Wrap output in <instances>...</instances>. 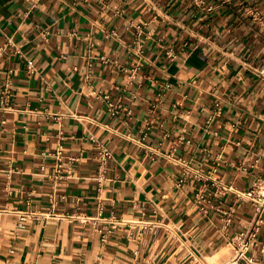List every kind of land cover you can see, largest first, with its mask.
Instances as JSON below:
<instances>
[{"label":"crops","instance_id":"obj_1","mask_svg":"<svg viewBox=\"0 0 264 264\" xmlns=\"http://www.w3.org/2000/svg\"><path fill=\"white\" fill-rule=\"evenodd\" d=\"M251 8L264 20V0H0V264H264V223L255 262L230 260L253 206L212 179L264 178Z\"/></svg>","mask_w":264,"mask_h":264},{"label":"built area","instance_id":"obj_2","mask_svg":"<svg viewBox=\"0 0 264 264\" xmlns=\"http://www.w3.org/2000/svg\"><path fill=\"white\" fill-rule=\"evenodd\" d=\"M249 12L252 14L253 18L258 21L264 23L263 16L260 11L255 8H251ZM116 34V32H113ZM166 54L170 58L176 57L174 51L169 48L166 50ZM27 69L32 72L35 69L34 61L32 58H27ZM259 73L264 75V66L259 68ZM102 98L106 101L108 110L111 114H117L121 107L120 101H114L111 99L109 94H102ZM1 102L6 104L9 101V92L6 89H3L1 92ZM219 112V110H218ZM58 153L61 152L62 145L60 144L58 147ZM112 154L110 150L104 146H100L99 149V157L101 158L103 164L109 158H111ZM61 164H58V169ZM217 170L216 166L211 168V172L214 173ZM213 179V184L216 186L215 191L218 193H222L225 190L231 191L234 193L236 199H241L246 202H249L253 206V214L251 217L250 224L244 229L231 237V243L233 244V253L231 255V259L233 262L239 259H246L249 262H255L254 258L248 254V249L252 243L257 242V235L260 229L261 224L264 223V178L257 177L252 184L246 189H239L234 184H221L219 180ZM195 200L200 205V208L203 211H207L206 203L209 199L205 196L202 189H200L196 195ZM223 219L226 223L231 222L234 208L231 206L227 210H223ZM29 217H37L34 213L30 212H22L20 214V220L23 221ZM19 225L23 226V223L20 222Z\"/></svg>","mask_w":264,"mask_h":264}]
</instances>
